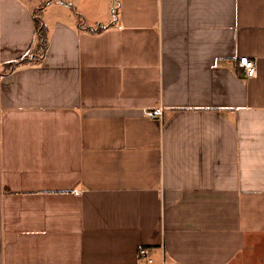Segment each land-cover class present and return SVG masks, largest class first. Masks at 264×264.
<instances>
[{"label": "crops", "instance_id": "crops-1", "mask_svg": "<svg viewBox=\"0 0 264 264\" xmlns=\"http://www.w3.org/2000/svg\"><path fill=\"white\" fill-rule=\"evenodd\" d=\"M94 1L0 0V264H264V0Z\"/></svg>", "mask_w": 264, "mask_h": 264}, {"label": "built area", "instance_id": "built-area-1", "mask_svg": "<svg viewBox=\"0 0 264 264\" xmlns=\"http://www.w3.org/2000/svg\"><path fill=\"white\" fill-rule=\"evenodd\" d=\"M116 10H117V6L115 5L113 9L114 16H116ZM237 67H238L239 73L247 79L254 78L257 76L258 63H257L256 58H251L248 56H241L238 60ZM147 115H149L150 117L162 118L164 115V108L159 107V108L149 110L147 111ZM139 256L145 259L150 264L153 262V258L151 257L150 250L146 247H143L139 250Z\"/></svg>", "mask_w": 264, "mask_h": 264}, {"label": "trees", "instance_id": "trees-1", "mask_svg": "<svg viewBox=\"0 0 264 264\" xmlns=\"http://www.w3.org/2000/svg\"><path fill=\"white\" fill-rule=\"evenodd\" d=\"M44 6H45V3L41 5V8H39L35 11V16H34L35 32H36L37 38L39 40V43L37 46V51L46 49L47 43H48L46 28L43 25V20H42V10H43ZM96 31L97 32L101 31V27H98V29ZM25 58H26V56L23 59L18 60L19 62L17 61L15 63L10 64L9 67L10 68L16 67L18 64H21Z\"/></svg>", "mask_w": 264, "mask_h": 264}, {"label": "rangeland", "instance_id": "rangeland-1", "mask_svg": "<svg viewBox=\"0 0 264 264\" xmlns=\"http://www.w3.org/2000/svg\"><path fill=\"white\" fill-rule=\"evenodd\" d=\"M36 1H40V0H36ZM41 1H44V0H41ZM45 1H50V0H45ZM95 3H102V2H106V0H95L94 1ZM114 14V13H113ZM38 39V38H37Z\"/></svg>", "mask_w": 264, "mask_h": 264}]
</instances>
